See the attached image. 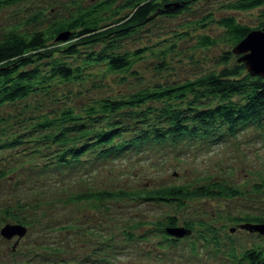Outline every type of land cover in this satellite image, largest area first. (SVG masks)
<instances>
[{
	"label": "trees",
	"instance_id": "trees-1",
	"mask_svg": "<svg viewBox=\"0 0 264 264\" xmlns=\"http://www.w3.org/2000/svg\"><path fill=\"white\" fill-rule=\"evenodd\" d=\"M23 1L31 0H0V8ZM202 1L207 0H94L85 4L71 1L58 6L43 25H39L33 15L24 14L22 9L15 25L0 33V148L22 142L19 130L24 128L23 137H27L29 143L56 145L53 159L42 163L39 171L60 172L62 169L52 166L53 163L66 169L79 167L86 159L90 162V155L100 159L118 158L129 150L144 146L147 141L163 143L166 137L175 146V141L184 137L196 140L203 136L204 140H210L211 130L222 133L215 137L220 141L245 128L262 131L264 79L250 75L244 65L237 62L232 48L248 31L262 27L264 12L254 27L241 23L232 14L216 18L220 37L232 45L231 50L219 55L217 69L179 80L163 77L148 82L140 79L136 63L145 52L157 58L155 70L168 72L172 65L166 61L167 54L178 49L190 36V30L195 34L193 47L215 43L210 35L197 32L201 24L212 21L208 11L200 17L187 18ZM223 5L229 11H245L264 7V0H223ZM36 13L42 18V13ZM158 15L178 17L180 31L174 32L172 37L130 47L146 36L140 32ZM63 33L67 37L57 39ZM124 40L131 43L126 49L120 47ZM234 56L236 62L229 63ZM111 75L120 83L130 84L127 90L107 91V77ZM81 85L86 90H94V94L83 102H69L74 88ZM55 92L63 93L61 101L56 94L54 96L60 105L27 113L25 104L29 97ZM39 102L36 98L33 103ZM4 106L12 108L5 111ZM128 133L131 134L126 135ZM1 174L0 170V177ZM208 183L192 188L173 184L132 190L88 188L70 198L90 202L138 198L173 203L176 209L184 207V200L192 197L231 198L240 193L238 188L225 182L212 180ZM6 210L10 209L7 207ZM161 216L152 225L144 223L145 229L134 238L131 227L121 228L120 232L125 240L155 235V246L161 252L172 251L173 247L176 257L183 260L188 259L186 254L196 256L201 248L208 247L209 251L221 253L227 264H264V241L236 247L230 238L227 239L228 231L218 229L214 220H180L165 213ZM225 218L237 228L264 223V213H226ZM13 223L27 230L25 224ZM173 227L187 232L181 236L172 235L167 228ZM233 229L230 226L229 230ZM90 231L101 234V230ZM245 231L262 237L256 231ZM111 234L90 245L93 249L86 257L99 264H136L129 261L136 256L135 250H123L115 241L116 233ZM184 239H191L187 243L190 251H183L177 245ZM88 249L89 246L86 251Z\"/></svg>",
	"mask_w": 264,
	"mask_h": 264
},
{
	"label": "rangeland",
	"instance_id": "rangeland-1",
	"mask_svg": "<svg viewBox=\"0 0 264 264\" xmlns=\"http://www.w3.org/2000/svg\"><path fill=\"white\" fill-rule=\"evenodd\" d=\"M71 1L85 4L94 0H31L5 6L0 8V33L10 25H15L22 9L24 14L33 15L38 24L43 25L58 6ZM198 3L195 12L187 18L200 17L208 11L212 21L201 24L197 32L210 35L216 40L215 43L202 48L193 47L195 34L190 30V36L182 41L176 51L166 56L172 69L161 73L154 67L157 58L145 52L136 63L141 81L153 82L163 77L179 80L194 77L205 70L217 69V65H220L219 55L222 51L231 50L232 45L220 37V26L216 18L232 14L241 23L254 27L264 12V7L229 11L224 7L223 0ZM37 11L42 13V18L37 17ZM180 21L178 17L158 15L143 28L147 32H140L146 36L138 40L137 45L130 46L131 43L124 40L120 47L126 49L142 45L148 40L153 43L164 37H172L174 32L180 31V26H177ZM233 62H236L235 56L229 60V63ZM129 85L118 82V78L111 75L107 77L106 90L114 93L118 89L127 90ZM74 90L69 102H83L95 92L86 90L83 85ZM55 94L61 101L62 92L29 97L25 104L27 113L60 105L61 102L54 98ZM36 98L40 101L38 104L33 103ZM7 108L12 107L4 106L3 110ZM220 134L211 130L210 140H204L203 136H198L196 140L184 137L177 139L175 146L169 143L168 137L163 143L147 141L144 146L129 150L118 158L113 156L100 159L90 155V162L86 159L79 167L66 169L53 163L52 166H58L62 171L46 170L42 173L39 168L45 161L53 159L56 145L51 142L29 143L27 137H23L24 128H21L19 135L22 142L0 148V228L10 222H21L27 230L21 237L17 234L10 238L0 235V264H99L92 262L91 257H86V253L93 249L90 245L112 236L111 233H116L115 241L123 250H135L136 256L129 261L136 264H227L221 253L209 251L208 247L201 248L196 256L186 254L188 259L183 260L176 257L173 247L172 251L169 249L161 252L155 246V235L125 240L120 232L121 228L131 227L134 238L145 229L142 226L144 223L152 225L165 213L177 216L180 220H214L218 229L228 231L227 239L230 238L236 247L248 246L253 241H264V234H261L262 237L251 234L243 228L235 227L225 218L226 213H264V129L249 131L245 128L234 136L228 135L222 141L220 138L215 139ZM212 180L230 184L238 188L240 193L231 198L192 197L184 200V207L176 209L173 203L138 198L107 202L70 198L77 193H84L88 188L132 190L171 184L192 188L209 184ZM7 207L10 210L7 211ZM177 222L180 223L179 220ZM230 226L234 229L229 230ZM90 229L101 230V234L91 232ZM190 240H180L177 245L183 251H190L187 247ZM111 246L113 248L112 237Z\"/></svg>",
	"mask_w": 264,
	"mask_h": 264
},
{
	"label": "water",
	"instance_id": "water-1",
	"mask_svg": "<svg viewBox=\"0 0 264 264\" xmlns=\"http://www.w3.org/2000/svg\"><path fill=\"white\" fill-rule=\"evenodd\" d=\"M66 37L67 34L63 33L58 35L57 39H65ZM232 51L237 56V62L242 63L250 75H257L264 79V23L260 29L248 31L233 46ZM241 228L264 234V223L248 224L241 226ZM25 231L26 229L21 225L8 223L0 228V235L10 238L12 235L17 234L18 237H21ZM167 232L175 236H181L187 231L180 227H173L167 228Z\"/></svg>",
	"mask_w": 264,
	"mask_h": 264
}]
</instances>
